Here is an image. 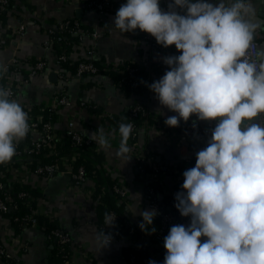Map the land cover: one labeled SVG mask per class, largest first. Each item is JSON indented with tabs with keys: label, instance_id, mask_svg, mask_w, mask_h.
Returning a JSON list of instances; mask_svg holds the SVG:
<instances>
[{
	"label": "clouds",
	"instance_id": "clouds-1",
	"mask_svg": "<svg viewBox=\"0 0 264 264\" xmlns=\"http://www.w3.org/2000/svg\"><path fill=\"white\" fill-rule=\"evenodd\" d=\"M160 4L126 0L114 29L121 35L139 29L180 53L164 57L169 70L148 85L178 113L166 125L178 127L193 116L216 121L196 165L183 173L175 207L191 221L170 228L163 264H264V49L254 45L264 21L256 19L252 0H172L167 11ZM29 128L27 111L0 87V164L13 159ZM119 133L117 155L128 163L133 124L120 123ZM92 139L111 148L103 128ZM140 215V228L148 232L157 212L143 209ZM105 223L115 221L106 214ZM110 243L105 231L96 234L95 246Z\"/></svg>",
	"mask_w": 264,
	"mask_h": 264
},
{
	"label": "crops",
	"instance_id": "crops-1",
	"mask_svg": "<svg viewBox=\"0 0 264 264\" xmlns=\"http://www.w3.org/2000/svg\"><path fill=\"white\" fill-rule=\"evenodd\" d=\"M13 2L11 8L4 11L5 16L0 24V66L4 68L0 82L6 79L14 85H19L17 97L19 103L39 111L42 107L51 106L57 93L64 90L74 104V110L70 112L73 111L76 115L77 129L90 140H94L92 136L97 134L100 128L104 129L108 138L114 139V133L117 131L115 121L129 113L136 102L150 106L162 121L172 115L178 116V113L162 105L150 88L139 95L127 97L121 85L110 74L79 79L57 63L55 46L52 47L50 43L52 33L64 21L79 20L82 26L91 32H98L100 37L95 39L88 36L83 40L79 39L68 51L71 53L72 61L102 59L107 65L117 68L135 65L146 70L148 79L153 82L159 80L155 68L162 61L160 53L157 51L149 53V45L142 42L137 30L121 35L118 29H114L116 12L126 1L113 0L115 9L106 14H99L84 9L77 3L63 0H13ZM171 2L172 0H161V9L167 11ZM252 3L257 11L256 19L264 21V0H252ZM263 25L257 29L254 37L259 43V49H264V39L261 36ZM20 26L24 27L23 34L13 36L12 29ZM174 47L173 45L170 48ZM15 60L20 62L19 65L13 66ZM34 60H44L47 63V68L36 77L31 76L33 70L31 62ZM8 67L10 69L7 71ZM190 119L200 122L195 116ZM67 121L65 118L56 124L57 132L67 133ZM153 133L142 131L141 143L155 150L158 161H173L172 145L164 144L157 131ZM37 138L36 135H27L18 144L25 146ZM111 142L110 149L101 148V152L95 155L97 173L87 187L100 189L101 185L106 184L110 188L113 184L110 182H114L111 173L120 172L131 193L128 210L140 226L142 221L140 212L143 209L150 210L145 202V190L143 187H137V182L142 177L133 160L127 163L117 155L121 139L115 138ZM44 156L48 158L54 155L46 153ZM129 158L131 159L130 155ZM32 161V158H27L22 164L5 165L9 166L4 174L6 187L12 191L27 186L36 192L37 196L34 194L33 202L40 208V217L52 219L57 227L73 234L72 250L75 264H125L122 255L128 249L127 238L109 244L103 249L102 245L95 246V236L101 232L99 228L103 219L101 212L109 208L106 202L108 196L103 199L102 205L97 199L85 195L86 186L78 194L71 191L69 179L65 176H56L51 180L41 178L32 171L30 166ZM23 166L26 171L20 173L19 168ZM22 176L25 184L19 185L17 183ZM0 243L21 259L22 264H52L54 245L47 234L33 226H24L20 230L11 216L1 212ZM0 264H3L1 258Z\"/></svg>",
	"mask_w": 264,
	"mask_h": 264
},
{
	"label": "built area",
	"instance_id": "built-area-1",
	"mask_svg": "<svg viewBox=\"0 0 264 264\" xmlns=\"http://www.w3.org/2000/svg\"><path fill=\"white\" fill-rule=\"evenodd\" d=\"M69 3H77L84 9L96 11L99 14H106L115 9L113 0H63ZM126 1V0H124ZM10 0H0V14L1 12L8 11ZM3 22L0 17V24ZM262 38L264 39V25H263ZM24 27L12 29L13 36L22 35ZM64 33H69L71 36L79 37L83 40L88 36L95 39L100 37L98 32L90 31L87 28H82L79 20H67L60 23L52 33L51 46L60 45L64 40ZM137 33L141 36V40L149 45V53L153 51L159 52L162 56V61L156 67H160L158 78L163 77L169 66L164 63V57L174 56L175 54L169 48H164L162 45L154 41V37L150 34L137 29ZM254 45L259 49V43L254 38ZM57 63L67 62L71 60V53L66 52L61 55H56ZM19 61H13V66L19 65ZM32 64V77L40 75L46 68L47 63L44 60H34ZM7 71L10 69L6 68ZM5 71V72H7ZM98 68L88 61H80L77 66L76 76L79 79H85L87 76L95 74ZM131 70V72H134ZM66 74V73H65ZM65 79V77L63 76ZM1 87L9 90V99L17 100L19 85H14L8 80L4 79L0 82ZM138 79L133 81V87L138 86ZM29 117V132L28 135H36L38 138L31 140L27 145L21 146L17 143L16 155L10 162L3 165L12 163L22 164L24 159L32 158L44 152L55 155L59 160L55 165H41L37 169V176H43L48 180L56 176H65L69 179L70 190L77 194L84 189H87L85 195L88 198L97 199L99 204L104 205L103 199L110 194L114 201L123 207L124 216L117 213L116 210H109L107 215L111 217V221L115 223L106 227L104 217L102 223L99 225L100 231H105L111 237V243L118 242L124 238L128 239V249L122 255L125 264H149L150 260H155L157 264H163L166 254L164 247V238L169 233L170 228L176 224H190L191 218L181 215L179 210L175 207L176 194L183 191L184 176L183 173L186 169L196 165L197 156L191 150L190 145L192 139H203L208 143L211 137V131L215 127L216 121H200L189 119L188 122L183 120L178 127H170L162 121L155 110L145 104L136 102L129 110V122L133 124V134L130 136L128 145L133 149L129 153L135 166L137 167L142 179L137 182V187H143L145 190V202L150 210H155L157 215L153 222L158 223L159 227L156 231L151 232V229H146L148 232L143 231L140 226L131 217L128 210L129 200L131 197L130 189L123 182V176L120 172H112L113 184L109 188L108 185H101L100 189L95 187H87V184L96 176L97 169L94 164L95 155L101 152V147L95 140L87 139L76 127V115L74 112V104L67 95V92L61 90L57 93L54 103L47 107L49 110L55 112L56 120L51 118L48 122H44V111L47 108L42 107L39 111L20 103ZM85 104V103H83ZM65 111L67 114H65ZM64 113V114H63ZM67 118V133L60 134L56 130V124L59 121ZM71 118V119H70ZM119 118L115 121L114 125L117 126V131L114 133V139L108 138L109 142L121 139L119 133L120 123H125ZM195 121V124L193 123ZM257 122V121H256ZM147 130L151 132H158L160 140L164 144H170L173 148L174 160L170 162L158 161L156 152L153 148L141 143V133ZM69 135L72 139V146L70 152L60 154L58 147L63 146L65 136ZM207 146V144H206ZM63 150V149H60ZM47 151V152H46ZM54 157V156H53ZM39 160L37 159V162ZM175 161V162H174ZM21 166V165H20ZM9 167V166H7ZM5 166V169L7 168ZM5 169L0 172V191H6ZM8 171V170H7ZM26 169L21 167L19 172L23 173ZM36 174V173H35ZM19 185H24L25 180L22 176ZM11 190H8V192ZM108 194V195H107ZM21 198L27 208L29 214L24 216L26 218H15L16 222L27 223V225L37 227L46 233L45 226L40 225L38 217H40V208L37 205L34 207V196L32 190L27 188L25 191L20 192ZM19 210L18 203L15 202L11 194L6 193L3 198H0V212L11 216ZM19 217V216H16ZM116 218V220H115ZM50 241H54L59 246L68 247L66 255L67 260L62 263L56 264H75L73 258V243L74 238L71 232H66L57 227L53 229L50 234H47ZM0 258L3 264H22L21 259L17 258L12 252L0 243Z\"/></svg>",
	"mask_w": 264,
	"mask_h": 264
},
{
	"label": "trees",
	"instance_id": "trees-1",
	"mask_svg": "<svg viewBox=\"0 0 264 264\" xmlns=\"http://www.w3.org/2000/svg\"><path fill=\"white\" fill-rule=\"evenodd\" d=\"M12 4H14L13 0H10L9 3V8H11ZM5 16L4 12H1L0 17L3 18ZM82 28L84 29L85 27L82 26ZM55 38V37H53ZM141 38V36H140ZM79 40V37H72L69 33H64V40L60 45L55 46V50L57 52V55H61L63 53L68 52L71 47ZM155 42L156 39H154ZM158 43V42H157ZM171 51L175 54V55H179L180 53L178 52V50L174 47V48H170ZM84 61H88L91 62L92 64H94L97 68L98 71L95 74H92L90 76L87 77H96L99 75H112L114 77V79L116 80L117 83H119L121 85V89L122 91L125 93V95L127 97H133L135 95H139L141 93H143L144 91L148 90V85H150L153 81L151 79H148V75L146 73V70L142 69L141 67H136L135 65H127V66H123L121 68H117V67H113L111 65H107V63L102 60V59H89V60H84ZM80 61L78 62H74L72 60H69L67 62H61L60 64L63 65V67L70 71L72 75H76L77 73V66L79 64ZM134 72H131V70H134ZM156 71V75H158L160 73V67H156L155 68ZM138 79L139 81V85L138 86H132L133 85V81ZM88 106V105H87ZM51 118L55 119L57 118V115L55 114L54 111L49 110L48 108L44 111V122H48ZM124 120L125 123L129 122V113L125 114L122 118ZM72 146V139L69 135L65 136L64 142H63V146L58 147V151L60 154L63 153H67L68 151H70V148ZM63 149V150H60ZM47 152V151H46ZM37 159L39 160L37 162ZM32 163H31V168L32 171L34 172V174H37V169L38 167H40L41 165H55L56 163L58 164L59 160L56 158V156L54 155V157H46L44 156V152L38 155H34L32 156ZM5 169L3 164H0V172H2ZM41 178H45L43 176H40ZM113 183V182H110ZM27 189L26 187H22V188H17L15 190L9 191L8 192V188L6 191H0V198H3L5 196L6 193H9L12 195V197L14 198L15 202L18 203L19 205V210L16 211L14 213V215H11L13 221L15 218H26L24 216H27L29 214V208H27L25 206V204L23 203L24 201L19 198V194L22 191H25ZM33 193L37 196L36 192ZM106 202L108 204V209H106V211H102L101 215L103 214V219L106 216L107 212L111 209L116 210L117 213H119L120 215L124 216V211H123V207L120 206L119 204H117L114 201L113 197H110L108 195ZM35 207V204L33 202L32 204ZM19 216V217H16ZM103 219H101V223L103 221ZM39 223L42 226H45L46 228V234H50V232L53 229H56L57 226L55 225V222L52 219L49 218H45V217H38ZM14 224L18 227V229H22L24 226L29 227L30 225H27V223L23 222H16L14 221ZM159 224L153 222V226H148V229H151V232H154L158 229ZM54 245V249H53V261L52 264H56V263H62L64 261L67 260L66 255L68 252V247L66 246H59L57 243H55L54 241H51Z\"/></svg>",
	"mask_w": 264,
	"mask_h": 264
},
{
	"label": "water",
	"instance_id": "water-1",
	"mask_svg": "<svg viewBox=\"0 0 264 264\" xmlns=\"http://www.w3.org/2000/svg\"><path fill=\"white\" fill-rule=\"evenodd\" d=\"M51 78H52V80H54L53 77H51ZM206 144H207L206 141L203 139H192L190 148L192 151L197 153L199 150L205 148Z\"/></svg>",
	"mask_w": 264,
	"mask_h": 264
}]
</instances>
